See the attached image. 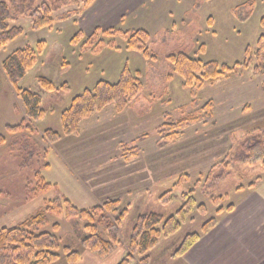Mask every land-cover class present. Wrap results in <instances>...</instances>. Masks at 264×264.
<instances>
[{
	"label": "rangeland",
	"instance_id": "rangeland-1",
	"mask_svg": "<svg viewBox=\"0 0 264 264\" xmlns=\"http://www.w3.org/2000/svg\"><path fill=\"white\" fill-rule=\"evenodd\" d=\"M78 1L62 8L54 17L80 9L83 0ZM165 1L164 5L161 0L154 3L149 13L117 28L124 32H147L150 59L141 51H129L128 40L122 37L99 35L100 40L89 47L85 43L91 39L90 33L77 46L72 45V39L81 30L77 17L40 31H34L24 18L13 24L25 33L0 52V137L5 139V144L0 143V229L16 227L27 215L41 210L45 201L67 199L59 190L50 189L36 195L19 213L14 211L18 201L39 191L35 173L53 186L48 181L64 175L66 165L70 183L75 177L93 192L84 208L120 200L119 209L128 211L118 228L121 246L104 258L108 259L107 264L120 253L127 255L128 242L140 215L161 214L166 221L189 206L187 215L179 218V231L161 238L149 254L150 264H181L172 258L186 238L201 234L204 224L227 205L216 197L238 190L264 189V167L261 163L247 165L248 155L243 147L245 140L259 139L264 134V72L257 75L251 69L240 77H222L193 90V96L192 89L184 87V80L169 60L171 56L185 54L203 63L232 66L243 60L248 48L255 54L258 39L264 34V0H252L253 14L244 23L237 20L233 9L251 0H210L198 10L197 0ZM42 41L46 46L20 87L42 97L46 116L32 124L35 132L13 135L8 127L22 123L25 112L2 64L16 50L36 48ZM84 45L86 52L82 53ZM126 66L143 85L132 108L116 113L114 106H109L83 121L79 136L64 137L53 145L44 139L46 130L62 131L61 114L74 98L100 81L117 83ZM39 78L52 81L58 90L47 91ZM63 85L68 88H61ZM209 101L214 103L212 119L189 126L165 146L158 145L161 137L156 131L165 121L177 123L188 117H201ZM142 137L145 138L139 140ZM50 164L54 169L47 180ZM202 205L204 209L200 208ZM48 219L45 230L53 233L52 226L59 224L56 236L63 247L77 252L82 248L84 222L67 220L64 214ZM63 260L57 264H65ZM131 264H140L139 258Z\"/></svg>",
	"mask_w": 264,
	"mask_h": 264
},
{
	"label": "trees",
	"instance_id": "trees-1",
	"mask_svg": "<svg viewBox=\"0 0 264 264\" xmlns=\"http://www.w3.org/2000/svg\"><path fill=\"white\" fill-rule=\"evenodd\" d=\"M94 1L83 0L80 9L74 12H65L57 18L54 15L59 13L62 8L70 6L71 3L77 4L79 1L8 0L0 2V52L11 42L24 35L23 28L13 26L21 19L29 20L34 31L45 28L52 29L57 22H67L75 17H81ZM207 1L210 0H197L195 10L200 9L202 4ZM254 7L255 1L251 0L234 8L233 14L239 22L244 23L251 18ZM211 21H209L210 24ZM261 26L264 30V18L261 20ZM99 35L107 38L122 37L127 39L129 51H141L146 59H150L149 51L146 48L150 35L145 31L124 32L117 28L106 31L96 30L85 45L92 46L96 40H100L98 39ZM84 37L85 34L80 30L72 39L71 44L77 46ZM100 42L99 44L102 45ZM85 45L82 47V53L86 52ZM44 46L46 43L42 41L37 44L36 48L26 46L18 49L2 64V70L9 84L16 91L25 112L22 123L8 127L7 130L10 134L14 135L24 131L33 133L35 129L32 124L39 123L46 116V112L42 109V97L20 87L21 82L35 67L38 54L43 51ZM251 52L252 50L248 48L243 60L232 66L220 65L218 62L203 63L200 60L189 58L185 54L171 56L169 60L173 64L175 72L184 80V87L192 89L194 96L193 90L201 89L205 84H213L225 76L240 77L251 69H254V73L257 75L262 74L264 72V34L258 39L255 54ZM39 82L47 91L58 90L56 85L46 78H39ZM61 88L68 87L63 85ZM142 90L143 85L139 76H134L126 66L117 83L100 81L92 89H86L81 95L74 98L71 105L61 114L62 131L46 130L43 132L44 139L53 145L64 137H77L82 132L83 121L101 113L109 106H114L116 113H122L126 109L132 108ZM202 112L204 114L198 118L188 117L177 123L165 121L156 131L161 137V142L158 145L165 146L178 139L181 132L189 126L203 119H212L213 101L206 103ZM164 116L165 119H168L167 115ZM0 143L5 144V139L0 137ZM243 147L248 155L245 158L247 165L255 166L261 163L264 167V134L259 139L245 140ZM133 153H138V149L135 148ZM35 177L39 182V191L33 193L35 195L32 196L50 189L58 190L55 186L46 184L39 173H35ZM216 198H219V201L224 199V197ZM62 199L45 201L41 210L16 227L0 229V264H57L62 258H65L68 264H77L81 258L80 254L70 247H63L61 240L56 236L60 225L56 223L52 226L53 233L45 230L49 225L48 216L59 217L64 214L67 220L77 219L84 222L81 246L101 258H106L121 246L118 228L121 227L128 211L119 209L120 200H108L100 206L83 210L75 207L69 200ZM188 208L189 206H184L176 216L166 221L161 214L140 215L128 242V253L119 264L134 263L136 258H139L140 264H150V252L158 247L161 238H167L179 231V218H184L187 215ZM200 208L204 209V206L202 205ZM219 212H222V209ZM214 225V219L204 224L202 234L208 233ZM200 236L201 234H193L187 237L181 249L174 256L184 255L200 239Z\"/></svg>",
	"mask_w": 264,
	"mask_h": 264
},
{
	"label": "crops",
	"instance_id": "crops-1",
	"mask_svg": "<svg viewBox=\"0 0 264 264\" xmlns=\"http://www.w3.org/2000/svg\"><path fill=\"white\" fill-rule=\"evenodd\" d=\"M159 1L95 0L83 15L77 18V25L81 27L85 36L96 30L106 31L121 25L124 27L139 18L142 13H149V8ZM161 1L162 5L166 2ZM84 22H88V25ZM65 166L63 165L64 175L58 179L51 177L48 182L57 186L59 192L74 206L86 209L84 205L92 199L93 192L75 177L70 183L68 177H71V174ZM53 169L54 166L50 164L45 178ZM230 197L233 198L232 201ZM34 198L36 197L30 196L18 201L14 210L15 214ZM223 202L227 203V207L223 208L222 204L223 207L216 211L215 225L209 232L201 233L200 239L184 255L174 257L172 261H179L181 264H264V189L238 190L224 196L221 203ZM8 208L9 212H13L11 207ZM221 209L222 212H219ZM32 215L34 214L27 215L24 221ZM78 253L81 258L77 264H107L108 262V259L98 257L83 247ZM124 256V253H120V256L117 259H111L109 264H119ZM63 259L65 258L61 261ZM63 262L68 264L66 259Z\"/></svg>",
	"mask_w": 264,
	"mask_h": 264
}]
</instances>
